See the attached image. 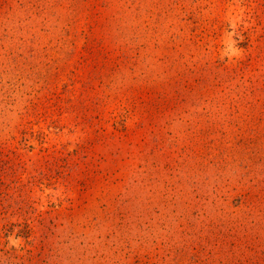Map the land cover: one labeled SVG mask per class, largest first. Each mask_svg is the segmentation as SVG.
Here are the masks:
<instances>
[{
    "label": "rangeland",
    "instance_id": "obj_1",
    "mask_svg": "<svg viewBox=\"0 0 264 264\" xmlns=\"http://www.w3.org/2000/svg\"><path fill=\"white\" fill-rule=\"evenodd\" d=\"M0 264H264V0H0Z\"/></svg>",
    "mask_w": 264,
    "mask_h": 264
}]
</instances>
